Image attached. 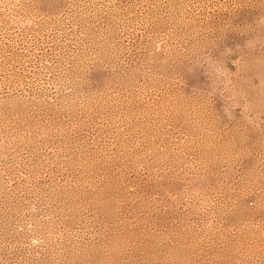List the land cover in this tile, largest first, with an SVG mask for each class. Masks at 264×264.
<instances>
[{
	"label": "rangeland",
	"instance_id": "1",
	"mask_svg": "<svg viewBox=\"0 0 264 264\" xmlns=\"http://www.w3.org/2000/svg\"><path fill=\"white\" fill-rule=\"evenodd\" d=\"M0 264H264V0H0Z\"/></svg>",
	"mask_w": 264,
	"mask_h": 264
}]
</instances>
